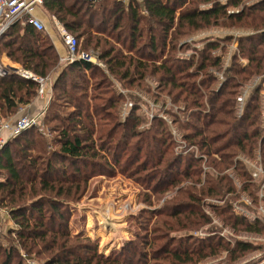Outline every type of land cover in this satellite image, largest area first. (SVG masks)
I'll use <instances>...</instances> for the list:
<instances>
[{
	"label": "trees",
	"instance_id": "1",
	"mask_svg": "<svg viewBox=\"0 0 264 264\" xmlns=\"http://www.w3.org/2000/svg\"><path fill=\"white\" fill-rule=\"evenodd\" d=\"M42 4L79 41L82 39L83 49H99V58L107 64L109 73L83 61L66 65L53 83L54 99L44 113V126L51 138L32 126L0 147V174L4 176L0 180V206L7 208L17 223L18 228L12 232L23 249L29 255L47 254L44 264H200L223 251L228 264H235L248 253L264 249L247 240L231 244L214 233L205 237L173 235L211 222L203 209L204 198L236 192L234 180L224 172L227 168L233 167L241 190L258 202L254 194L258 183L252 182L244 162L234 159L239 155L255 159L260 154L264 163V0L249 4L244 0H43ZM217 25L251 30L239 38V52L249 64L244 67L233 62L219 88L212 73H203L197 81L198 70H191L194 62L176 57L174 52L182 36ZM215 47L217 43L211 42L207 50ZM123 48L130 54H123ZM207 50L198 64L199 71L221 66L220 58L207 54ZM2 54L43 78L60 61L45 30L21 21L0 36V57ZM110 74L135 87H144L146 76L156 77L159 93L193 110L188 121L174 115L175 121L183 138L208 156L207 163L216 173L207 172L201 180L202 158L175 152L164 120L157 119L149 129L138 130L136 107L125 121L121 120L122 96L113 89ZM256 76L260 80L238 112L239 88ZM39 87V82L14 70L0 76L1 115H15L22 105L32 102ZM56 99L71 109L58 112ZM108 156L114 164L109 165ZM121 162L123 171H130L156 195L175 188L176 193L156 214L143 212L147 218L142 224L144 234L137 236L139 242L128 240L121 250L100 256L90 238L83 245L71 235L65 209L83 196L92 174L113 172L115 164ZM185 180L189 184L181 187ZM212 208L234 231L264 235L261 216L251 219L236 215L228 202ZM153 215L157 219L150 232L147 228ZM83 249L85 253L81 254ZM18 255L14 247L0 245V264H23Z\"/></svg>",
	"mask_w": 264,
	"mask_h": 264
},
{
	"label": "rangeland",
	"instance_id": "2",
	"mask_svg": "<svg viewBox=\"0 0 264 264\" xmlns=\"http://www.w3.org/2000/svg\"><path fill=\"white\" fill-rule=\"evenodd\" d=\"M100 1L102 0L98 2ZM252 1L255 0H244L246 4ZM125 2L127 3L128 0H125ZM229 11L232 12L234 9L229 8ZM249 33H251V30L246 29V27L210 26L182 36L179 40V49L174 51L175 56L194 62L191 70L194 72L198 70L199 73L196 76L197 81L202 78L205 72L214 74L216 77V87L219 88L226 80V75L230 74L227 68L232 65L233 62L237 61L244 67L249 64L248 59L243 57L239 52V38ZM110 40L114 42L116 47L120 46L116 40L111 38ZM211 42L217 43V47L207 50L208 44ZM81 44L82 39L80 40V45ZM81 49H83L82 46ZM125 49L126 48H123L122 50L123 54H130ZM204 49L207 50V54L220 58V67L208 66L204 70L199 71L198 64L201 62ZM83 50L94 53L97 56L98 64H102V66H99L105 72L109 73L107 64L99 58V49L91 47ZM3 55L4 54H2V56ZM133 57H136V54H134ZM64 64L59 61L58 66L48 75L50 79L48 91L50 97L47 107L54 99L53 83L62 69L68 65L66 63ZM109 80L113 84L112 87L115 92L122 96L119 109L121 120L125 121L134 107H136V109L138 108L136 113L139 117L136 123L138 130L149 129L151 124L155 123L154 121L157 119L164 120L170 128L175 145V152L185 155L191 153L195 158H202V170L200 172L201 180L203 181L205 179L207 172L216 173L215 169L207 163L208 156L202 154L196 145L190 144L183 138V133L175 121L174 115L182 121H188L192 118L191 114L193 110L187 109L183 102H173L170 95L159 93L161 91L157 90L159 83L156 77L146 76L144 79V87L143 85L135 87L130 86L129 83H122L111 74ZM259 80L260 77L256 76L251 82H249V80L247 82H242L243 85L239 88L241 92L237 97V101L239 102L238 112H240V110L242 111L245 98ZM240 96L244 97V101H239L238 98ZM205 102L207 103V110L209 105L207 98H205ZM54 107L61 113L68 112V110L71 109L69 104L64 102L61 103L59 99L54 100ZM43 119L44 115L42 118V126L44 125ZM262 124L264 127V116H262ZM42 132L46 134L45 136L47 138H51V132L46 126H44ZM213 157L219 158L217 154H214ZM108 158L110 161L109 165H111L114 161L111 157L108 156ZM237 158L242 160L249 169L252 182L258 183L254 191V194L258 198V202L254 203L248 192L241 190L242 183L239 178H237V173L233 170V167L227 168L224 172L234 180L237 187L236 192L225 193V195L220 198H204L202 200L203 209L211 218V222L202 227L179 230L174 232L173 235L179 237L185 234H191L195 237H205L214 233L231 244H234L235 240H247L256 244H261L264 247L263 234L239 233L234 231L220 219L212 208V206H221L225 202H228L232 204V210L236 215L246 216L251 219L259 215L264 219V163L261 155L258 154L255 159L239 155L234 160H237ZM123 166L124 163L121 162L120 165L115 164L113 172L98 171L92 174L87 180V187L83 196L78 200H73V203H69L68 209H65L68 214V228L71 235L78 237L83 245H86L87 242H89L87 239L90 238L92 243L97 244L100 256H110L114 252L121 250L128 240L139 242L140 239L137 236L139 234H144L142 224L145 225V220L147 218L143 212L145 210H151L156 214L157 211L163 207L166 200H169L176 193L175 188L165 193L160 192L159 195H156L152 190L143 185L142 182L132 176L130 171H123ZM188 184L189 183L185 180L180 186H187ZM152 218L147 228L150 232L157 217L153 215ZM17 228L18 225L9 214L7 208L0 206V245L4 248L14 247L18 250L19 255L17 257L18 259L22 258L23 264H44L47 254L38 255L32 253L29 255L19 243L16 233L12 232ZM151 236L152 233H149V238H151ZM82 253H85L84 249L81 251V254ZM88 254L92 253L88 252ZM226 254L227 253L223 251L219 256L208 257L201 261L200 264H228ZM259 259H261V262ZM263 261L264 249L260 248L259 250L248 253L245 258L235 264H262Z\"/></svg>",
	"mask_w": 264,
	"mask_h": 264
},
{
	"label": "built area",
	"instance_id": "3",
	"mask_svg": "<svg viewBox=\"0 0 264 264\" xmlns=\"http://www.w3.org/2000/svg\"><path fill=\"white\" fill-rule=\"evenodd\" d=\"M91 3H96L99 0H86ZM43 0H0V36L6 32V30L18 21H22L24 24H29L37 30H46V26L40 18L35 16L32 11L35 6L42 4ZM54 26L57 33L61 37L66 47V56L62 58V62L69 64L76 61H83L85 63L98 64L97 56L94 53L81 49L80 41L70 33L63 23H61L56 16L52 17ZM10 72V68L0 61V76H4ZM19 75L32 78L39 82V94L45 95L48 92L47 81L48 78L37 76L29 70L23 68H17L15 70ZM264 96V91H263ZM239 101H244V97L240 96ZM241 112V110H240ZM44 113L35 115H24L17 119L12 117H3L0 115V147L6 142L8 138H11L21 131L32 127L38 126L41 131L44 130L42 126V118ZM8 132L7 137L3 136V132ZM256 175V174H254ZM264 264V261L262 262Z\"/></svg>",
	"mask_w": 264,
	"mask_h": 264
},
{
	"label": "crops",
	"instance_id": "4",
	"mask_svg": "<svg viewBox=\"0 0 264 264\" xmlns=\"http://www.w3.org/2000/svg\"><path fill=\"white\" fill-rule=\"evenodd\" d=\"M32 13L35 16H37L38 18H40L41 20H43V22L46 26L45 32L51 38L52 42L54 43L55 48L60 55V62H62L61 61L62 58H64L66 56V47H65V44L63 43L61 37L57 33L55 26H54L52 17L55 15L50 14L43 7V4H39V5L35 6ZM0 61L2 63L6 64L10 68V70L15 71L17 68H23L21 65L13 62L6 54H4L3 56L0 57ZM23 69H25V68H23ZM49 81H50V79L48 77V81H47L48 91H49V87H50ZM49 97H50L49 92H47V94H45V95H40L38 92V95L32 100V102H30L29 104L22 105L21 108L18 110V112L15 115L10 116V117H12V119H17V118L24 116V115H35V114H39V113H44L46 108H47V104L49 102ZM0 115H1V113H0ZM7 135H8V132L4 131L3 136L7 137ZM3 178H4V176L2 174H0V180H3Z\"/></svg>",
	"mask_w": 264,
	"mask_h": 264
}]
</instances>
